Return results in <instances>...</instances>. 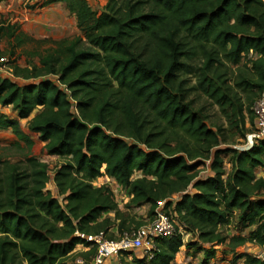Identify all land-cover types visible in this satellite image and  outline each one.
I'll use <instances>...</instances> for the list:
<instances>
[{
    "label": "trees",
    "instance_id": "trees-1",
    "mask_svg": "<svg viewBox=\"0 0 264 264\" xmlns=\"http://www.w3.org/2000/svg\"><path fill=\"white\" fill-rule=\"evenodd\" d=\"M58 2L75 15L79 34L24 50L32 57L26 66L12 57L48 40L0 20V42L8 40L0 56L9 53L14 75H0V105L15 113L0 114V127L28 147L36 134L61 160L51 177L35 156L0 157V264L91 261L96 247L87 236L116 239L145 225L120 209L109 186L94 185L102 177L125 188L135 207L148 204L151 215L160 202L173 208L176 234L156 238L152 257L137 253L136 264H174L187 245L206 259L228 242L264 251V178L256 173L264 139L228 147L224 128L209 124L199 105L205 97L241 114L244 127L243 109L252 118L264 91V0H107L101 11L87 0H44L40 7ZM224 153H232L229 172ZM207 160L212 174L201 177ZM136 171L142 176L133 178ZM109 211L115 216L103 217ZM235 219L255 228L249 237L223 231ZM180 229L211 247L184 242ZM240 260L264 264L251 252L225 264Z\"/></svg>",
    "mask_w": 264,
    "mask_h": 264
},
{
    "label": "rangeland",
    "instance_id": "rangeland-1",
    "mask_svg": "<svg viewBox=\"0 0 264 264\" xmlns=\"http://www.w3.org/2000/svg\"><path fill=\"white\" fill-rule=\"evenodd\" d=\"M44 0H3L0 3V20L8 21L14 24H17L21 30L25 33L33 36L39 40H48L44 44H33L28 43L23 48H20L18 51V58L12 57L14 60H17L18 64L26 66L27 63L31 60V56L27 53H24V50H42L47 46H53L54 40H60L63 38H71L79 34V30L76 24L75 15L71 14L64 5L57 4L49 7H40L41 3ZM93 9L101 11L106 4L107 0H87ZM8 40L3 39L0 42L1 48L6 50L8 46ZM5 56H9L8 52H4ZM240 96L241 93H240ZM245 99V96L242 97V100ZM205 105V113L209 116V124L220 125L224 128L225 134L229 137L230 143H227L228 147L232 148H245L247 135L249 132L254 130L255 125V116L253 114L250 119L249 113L243 109V114L245 116V127L242 125V116L241 114L237 117H232L227 111H223L220 107L213 103L212 100H209L205 97L202 98V101L199 102V105ZM0 114H3L7 118H12V111L7 107L3 112L0 111ZM15 117V115H14ZM238 123V128L242 127V130L237 131L235 124ZM27 121H21V129L25 133H29L27 127ZM235 132H237L235 134ZM246 135V138H245ZM30 137L33 140L31 147H28L26 142L19 140L11 129H5L0 127V157L3 160L9 162L22 163L25 162L28 156H35L38 159L45 161L49 165V170L51 172L50 176H53V172L56 170L57 166L61 163V160L58 156H50L46 153L44 149V144L38 139L36 134L30 133ZM225 158V168L229 172L232 169V153H224ZM256 173L258 177L264 178V163L256 167ZM212 174L210 168L207 166H201L200 176L205 177ZM142 176V172L136 171L133 175V178H138ZM95 186L107 185L113 193L115 201L118 203L120 209L126 214H131L137 218V220H142L145 223L150 222L153 219L154 215L149 213V205H142L140 207H135L131 202V196L128 191L118 184L114 179H106L105 177L93 180ZM48 189L54 190L53 181H50L47 185ZM262 196L264 197V190L261 191ZM173 211V208H171ZM174 212V211H173ZM110 216L114 217V212H106L103 217ZM223 231L229 236H246L249 237L254 227L244 226L241 223H238V220L235 219L231 225L224 226ZM115 231V229H114ZM187 231L184 232L186 236V242H195L198 241L200 246L210 248V244H202L198 240L197 233ZM186 243V244H187ZM193 244V243H192ZM216 253L213 257L206 259L204 251L196 250L192 245H187L184 248H181V253L178 257L179 263L174 264H225L233 261L235 255L241 256L243 253L251 252L253 254H263L264 251L248 242L244 245H236V242L225 243L224 245L215 246ZM141 250H134L131 252L128 257L130 258L129 264H136L133 261L132 257H136L137 253L140 255ZM119 261L122 264V258ZM127 257V256H126ZM69 264H74L73 258L68 259ZM238 264H243V261H237ZM126 264V263H125Z\"/></svg>",
    "mask_w": 264,
    "mask_h": 264
},
{
    "label": "built area",
    "instance_id": "built-area-1",
    "mask_svg": "<svg viewBox=\"0 0 264 264\" xmlns=\"http://www.w3.org/2000/svg\"><path fill=\"white\" fill-rule=\"evenodd\" d=\"M0 75L12 78L14 76L8 56H0ZM252 110L255 116V129L247 135L246 148L264 139V91L254 103ZM209 164L210 160H207L205 165L208 167ZM49 173L51 174V172ZM164 205L165 202H160L153 219L132 233L126 232L116 239L107 238L103 232L87 236V241L92 242V246L96 247V254L91 261L78 257L76 264H106L110 258L123 256V253L132 250H141L140 256L152 257L156 249L155 239L172 236L177 232L174 212L171 208L165 209ZM180 230L183 233V240L186 242L185 231L183 229ZM260 256L264 257L263 254Z\"/></svg>",
    "mask_w": 264,
    "mask_h": 264
},
{
    "label": "crops",
    "instance_id": "crops-1",
    "mask_svg": "<svg viewBox=\"0 0 264 264\" xmlns=\"http://www.w3.org/2000/svg\"><path fill=\"white\" fill-rule=\"evenodd\" d=\"M57 4H61V5H64V7L67 9V7H66V4L65 3H62V2H58V3H55V4H52V5H57ZM52 5H50V6H52ZM47 7H49V6H47ZM68 10V9H67ZM79 30V29H78ZM7 107H3V106H1L0 105V111H4L5 109H6ZM10 110H11V107H8ZM13 114V117H14V114L15 113H12ZM97 179H99V178H97ZM106 179H108L107 177H106ZM184 248V247H183ZM85 248L83 247V246H81V245H79L77 248H76V251L78 250H84ZM141 253V252H140ZM180 253H181V250H180V252L178 253V255H177V257H176V263H179L180 261H179V259H178V257H179V255H180ZM125 259L127 260V261H130L129 259V257L127 256V257H125ZM121 260V257L120 256H114V257H112V258H110L108 261H107V263L106 264H120L119 263V261ZM175 263V262H174Z\"/></svg>",
    "mask_w": 264,
    "mask_h": 264
}]
</instances>
